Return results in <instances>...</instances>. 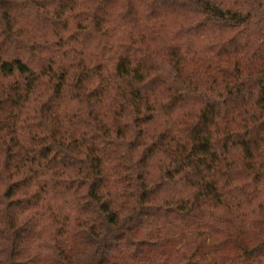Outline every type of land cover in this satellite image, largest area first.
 I'll use <instances>...</instances> for the list:
<instances>
[{
    "label": "trees",
    "instance_id": "trees-1",
    "mask_svg": "<svg viewBox=\"0 0 264 264\" xmlns=\"http://www.w3.org/2000/svg\"><path fill=\"white\" fill-rule=\"evenodd\" d=\"M0 264H264V0H0Z\"/></svg>",
    "mask_w": 264,
    "mask_h": 264
}]
</instances>
